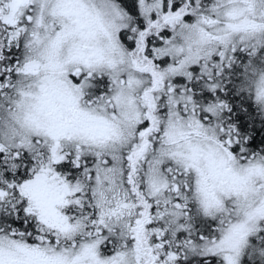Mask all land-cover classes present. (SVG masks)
<instances>
[{
  "label": "snow or ice",
  "instance_id": "6c2138e0",
  "mask_svg": "<svg viewBox=\"0 0 264 264\" xmlns=\"http://www.w3.org/2000/svg\"><path fill=\"white\" fill-rule=\"evenodd\" d=\"M0 264H264V0H0Z\"/></svg>",
  "mask_w": 264,
  "mask_h": 264
}]
</instances>
